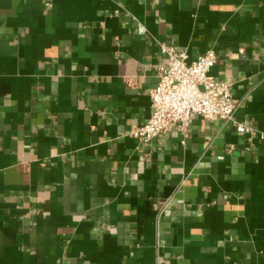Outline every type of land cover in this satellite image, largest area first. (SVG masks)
<instances>
[{
    "label": "crops",
    "instance_id": "1",
    "mask_svg": "<svg viewBox=\"0 0 264 264\" xmlns=\"http://www.w3.org/2000/svg\"><path fill=\"white\" fill-rule=\"evenodd\" d=\"M164 44L254 132L132 136ZM0 264H264V0H0Z\"/></svg>",
    "mask_w": 264,
    "mask_h": 264
},
{
    "label": "built area",
    "instance_id": "2",
    "mask_svg": "<svg viewBox=\"0 0 264 264\" xmlns=\"http://www.w3.org/2000/svg\"><path fill=\"white\" fill-rule=\"evenodd\" d=\"M162 52L167 62L157 68L158 83L150 92L151 115L146 123L133 129L132 136L149 143L177 129L186 138L195 115L231 123L239 133L254 132L250 125L236 120L240 101L230 85L211 74L219 60L213 48L193 60L187 51L173 45H162Z\"/></svg>",
    "mask_w": 264,
    "mask_h": 264
}]
</instances>
